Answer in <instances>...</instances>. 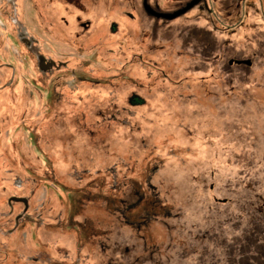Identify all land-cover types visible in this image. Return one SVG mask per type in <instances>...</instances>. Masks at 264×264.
<instances>
[{
    "label": "rangeland",
    "instance_id": "obj_1",
    "mask_svg": "<svg viewBox=\"0 0 264 264\" xmlns=\"http://www.w3.org/2000/svg\"><path fill=\"white\" fill-rule=\"evenodd\" d=\"M81 1L97 21L91 40L77 48L86 57L77 89L34 77L44 97L30 102L23 49L15 84L0 88V264H27L33 247L44 252L45 234L36 226L45 218L31 210L12 233L8 216V199L32 188L37 199L43 188L50 194L46 209L55 220L45 225H59L61 215L73 242H85L93 227L99 241L109 231L115 242L145 235L151 254L161 248V257L146 264H264L261 16L227 17V31L211 32L204 49L191 46L187 27L154 33L128 23L122 8L140 0ZM158 1L169 9L175 0ZM48 2L54 1L19 0L26 26L50 53L62 47L63 25ZM111 16L120 23L114 38ZM132 94L145 105H129Z\"/></svg>",
    "mask_w": 264,
    "mask_h": 264
},
{
    "label": "flooded vegetation",
    "instance_id": "obj_2",
    "mask_svg": "<svg viewBox=\"0 0 264 264\" xmlns=\"http://www.w3.org/2000/svg\"><path fill=\"white\" fill-rule=\"evenodd\" d=\"M53 1L46 4L49 7L55 4L59 9V22L63 25V39L60 41L62 47L48 53L45 50L48 45L41 42L39 37L26 26L20 11L19 0H0V40L3 41L0 88L8 89L15 84L16 74L20 72L24 64V57L19 51L23 49L31 65L27 69V77L23 78V93L27 95L30 102L34 101L35 97L38 99L44 97V91L34 82V77L44 86L48 83L69 91L77 89V73L82 67V61H86V57L77 48L80 49L84 42L91 40L97 21L94 18L95 13H91V16L87 14L90 12L87 11L89 8L81 0ZM137 3L136 5L134 2H128V5L122 8L121 17L128 23H137L141 29L151 28L154 33L158 31V28L162 30L165 25H171V30L175 32L183 30L182 27H187L188 36L191 37L189 38L192 42L191 46L197 47L202 43L204 49L210 45L211 32L219 34L226 32L227 17L235 16L236 13L239 14L242 22L249 11H252V15L261 16L264 23V0H175L169 9H163L158 0H140ZM51 10L48 8V18L44 20L48 26L54 25L55 20V17H51ZM136 10L144 17L136 15L134 13ZM107 23L110 29L108 35L112 38L116 37L119 34L118 19L111 16ZM46 30L48 29L44 31ZM66 38L69 39L68 42ZM108 52L110 55L115 54L114 49H109ZM141 59L143 56L140 55ZM237 63L239 65L250 64L249 61ZM8 74L9 79L6 78ZM127 102L133 106L145 105V101L137 94L128 97ZM84 173L87 174L88 171ZM18 187L21 188L20 185ZM49 197V192L43 188L37 199L36 190L32 188L29 189L28 194L23 193L8 199V216L13 218L15 225L12 233L20 228L21 221L29 215L31 210H34L37 219L41 216L46 220H43V225L36 226L38 233L41 230L45 234L44 252H36L34 247L30 248L32 251L25 256L27 264H146L148 258L155 261L154 255L160 256L161 248L159 247H156L155 254L149 252V242L145 235L141 236L140 242L130 240L115 242L114 232L109 231L107 240L99 241L96 232H93L95 229L90 227L89 231H85V242H73L76 237L74 238V233L64 231L61 215L59 225H54V227L45 225L46 222L50 223L55 220L54 215L48 214L50 206L46 209ZM17 204L22 206V210L14 214L13 208ZM39 211H42V214L38 216ZM258 213L262 214V211L258 209ZM142 228L139 226L138 230ZM224 236L225 230L223 231ZM227 249L226 242H223L224 261L228 255ZM262 254L264 255V251ZM154 264H161V262Z\"/></svg>",
    "mask_w": 264,
    "mask_h": 264
}]
</instances>
